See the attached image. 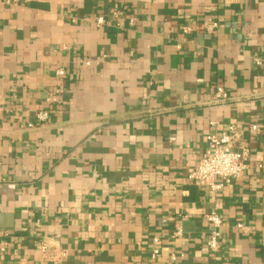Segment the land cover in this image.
Here are the masks:
<instances>
[{
	"label": "crops",
	"instance_id": "crops-1",
	"mask_svg": "<svg viewBox=\"0 0 264 264\" xmlns=\"http://www.w3.org/2000/svg\"><path fill=\"white\" fill-rule=\"evenodd\" d=\"M230 127L242 174L189 181ZM0 264H264V0H0Z\"/></svg>",
	"mask_w": 264,
	"mask_h": 264
},
{
	"label": "built area",
	"instance_id": "built-area-1",
	"mask_svg": "<svg viewBox=\"0 0 264 264\" xmlns=\"http://www.w3.org/2000/svg\"><path fill=\"white\" fill-rule=\"evenodd\" d=\"M17 2L19 0H12ZM122 11H114V17H120ZM98 23H104V17H98ZM217 23H213L211 26H216ZM184 31L187 33L192 28L185 26ZM59 74H63L62 69L58 70ZM215 101L224 102L230 98V93L219 86L215 92ZM51 116V111L43 109L37 112L36 121L46 122ZM30 123L29 126H33ZM253 130H257L256 125H252ZM233 127L229 128V131H223L222 133H209L206 136L207 146L198 163L190 167L187 171V178L189 181L203 189L221 190L225 186L231 184L236 178H238L247 167V161L249 159V149L241 145L238 149L234 144ZM205 218L209 224L210 231L206 240V247L209 251H215L219 248L220 238L222 235V227L224 220L222 216L215 210L210 211L205 215ZM238 226L242 228V224ZM174 235L179 236L182 234V228L177 227L174 230ZM153 243L156 245L153 250V255H157L160 252L158 246L160 239L153 237ZM46 249V246H43ZM3 250V249H2Z\"/></svg>",
	"mask_w": 264,
	"mask_h": 264
}]
</instances>
